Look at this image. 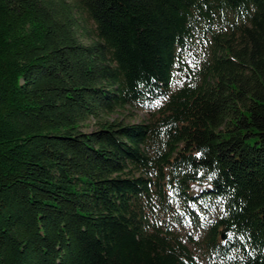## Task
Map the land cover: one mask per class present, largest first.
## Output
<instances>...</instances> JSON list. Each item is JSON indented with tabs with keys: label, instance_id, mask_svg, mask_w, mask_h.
I'll return each mask as SVG.
<instances>
[{
	"label": "trees",
	"instance_id": "16d2710c",
	"mask_svg": "<svg viewBox=\"0 0 264 264\" xmlns=\"http://www.w3.org/2000/svg\"><path fill=\"white\" fill-rule=\"evenodd\" d=\"M0 264H264V0H0Z\"/></svg>",
	"mask_w": 264,
	"mask_h": 264
},
{
	"label": "rangeland",
	"instance_id": "374dc122",
	"mask_svg": "<svg viewBox=\"0 0 264 264\" xmlns=\"http://www.w3.org/2000/svg\"><path fill=\"white\" fill-rule=\"evenodd\" d=\"M88 26L91 28L92 27V23L88 22ZM119 116H116L115 114L111 116V118H118L119 120L122 119L124 122L126 123H130V122H139L142 121L144 119H146L148 117V114H146L145 112L142 111H136V110H130V109H126L123 111H120L118 113ZM96 128V125L94 124L93 121H90L88 123L85 124V126H83L82 130L84 132H89L91 130H94ZM179 233L181 235H184L186 230H183L181 228L178 229Z\"/></svg>",
	"mask_w": 264,
	"mask_h": 264
},
{
	"label": "water",
	"instance_id": "95a60500",
	"mask_svg": "<svg viewBox=\"0 0 264 264\" xmlns=\"http://www.w3.org/2000/svg\"><path fill=\"white\" fill-rule=\"evenodd\" d=\"M221 239H222V240H224V239H225V236H224V234H223V233L221 234Z\"/></svg>",
	"mask_w": 264,
	"mask_h": 264
}]
</instances>
